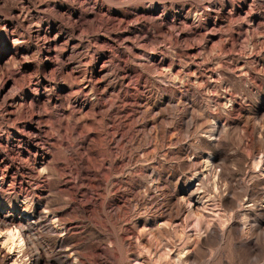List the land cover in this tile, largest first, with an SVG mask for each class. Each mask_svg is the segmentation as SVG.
<instances>
[{
    "label": "rangeland",
    "instance_id": "obj_1",
    "mask_svg": "<svg viewBox=\"0 0 264 264\" xmlns=\"http://www.w3.org/2000/svg\"><path fill=\"white\" fill-rule=\"evenodd\" d=\"M0 209V264H264V0H0Z\"/></svg>",
    "mask_w": 264,
    "mask_h": 264
},
{
    "label": "bare ground",
    "instance_id": "obj_2",
    "mask_svg": "<svg viewBox=\"0 0 264 264\" xmlns=\"http://www.w3.org/2000/svg\"><path fill=\"white\" fill-rule=\"evenodd\" d=\"M206 165V164H205ZM2 210L0 209V224H5V223H7V224H9V225H13V227H14V224H13V220L12 219H10V218H8V212L7 211H2ZM8 225V226H9ZM7 226V225H6ZM0 238L2 239L1 241V247L3 248V246L5 245H10V244H12V245H14L13 243L16 241V240H18V241H20L21 240V237H20V235H19V233H17V231H16V229H14V228H8L7 227V229H5V230H3V231H1L0 230ZM21 242V241H20ZM19 243V242H18ZM17 243V244H18ZM16 244V243H15ZM12 245H10V246H12ZM18 247H20V246H18ZM19 249V248H18ZM10 252V251H9Z\"/></svg>",
    "mask_w": 264,
    "mask_h": 264
}]
</instances>
